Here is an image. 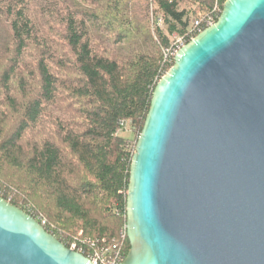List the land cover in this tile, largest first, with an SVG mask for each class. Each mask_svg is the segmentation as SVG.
<instances>
[{"label":"trees","instance_id":"16d2710c","mask_svg":"<svg viewBox=\"0 0 264 264\" xmlns=\"http://www.w3.org/2000/svg\"><path fill=\"white\" fill-rule=\"evenodd\" d=\"M209 7L210 0H0V197L44 219L65 246L80 233L116 237L126 226L131 158L152 93L174 64L173 56L164 62L174 41L157 22L186 45L203 31L188 32L186 9L199 18ZM127 120L136 128L132 144L118 135Z\"/></svg>","mask_w":264,"mask_h":264},{"label":"water","instance_id":"95a60500","mask_svg":"<svg viewBox=\"0 0 264 264\" xmlns=\"http://www.w3.org/2000/svg\"><path fill=\"white\" fill-rule=\"evenodd\" d=\"M131 158L120 264H264V0L173 56ZM0 264H91L0 197Z\"/></svg>","mask_w":264,"mask_h":264},{"label":"built area","instance_id":"2783aa9c","mask_svg":"<svg viewBox=\"0 0 264 264\" xmlns=\"http://www.w3.org/2000/svg\"><path fill=\"white\" fill-rule=\"evenodd\" d=\"M226 1L227 0H210L208 12L204 13L199 18L190 16V26L188 28V32L191 34L194 30L199 32L212 26L215 23L217 16L221 13L223 4ZM182 46L183 39L177 36L171 48L164 51V62H169L171 57L174 56L177 50H179ZM125 123L128 124L131 123V121H125L122 124V127ZM37 221L44 228V230L48 232L45 228L46 221L44 219ZM80 234L78 237L70 240L68 246L66 247L83 255L90 261L91 264H120L125 259L127 252L126 226L118 232L116 237L110 240L102 238L94 241L88 238H82L80 237Z\"/></svg>","mask_w":264,"mask_h":264},{"label":"rangeland","instance_id":"374dc122","mask_svg":"<svg viewBox=\"0 0 264 264\" xmlns=\"http://www.w3.org/2000/svg\"><path fill=\"white\" fill-rule=\"evenodd\" d=\"M190 16L191 15L188 9H186V15L184 17V20L189 18V22H190ZM189 22H188V27L190 26ZM157 23L160 29L163 31V33L169 37L170 41L171 42L174 41L177 35L176 34L169 35L167 24L164 23L161 19ZM4 37H5V24L4 22L0 21V48L4 45ZM118 135L127 139L132 144L134 140H136L137 138L136 128L132 123H128V124L125 123L124 126L118 132ZM131 150H132V146L130 145L129 151Z\"/></svg>","mask_w":264,"mask_h":264}]
</instances>
